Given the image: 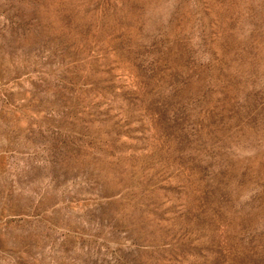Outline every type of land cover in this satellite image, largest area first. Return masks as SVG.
<instances>
[{
	"label": "rangeland",
	"instance_id": "374dc122",
	"mask_svg": "<svg viewBox=\"0 0 264 264\" xmlns=\"http://www.w3.org/2000/svg\"><path fill=\"white\" fill-rule=\"evenodd\" d=\"M0 264H264V0H0Z\"/></svg>",
	"mask_w": 264,
	"mask_h": 264
}]
</instances>
